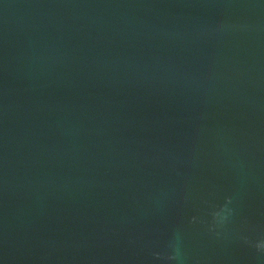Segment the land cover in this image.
I'll return each mask as SVG.
<instances>
[{
  "label": "water",
  "instance_id": "1",
  "mask_svg": "<svg viewBox=\"0 0 264 264\" xmlns=\"http://www.w3.org/2000/svg\"><path fill=\"white\" fill-rule=\"evenodd\" d=\"M264 0H0V264H264Z\"/></svg>",
  "mask_w": 264,
  "mask_h": 264
},
{
  "label": "clouds",
  "instance_id": "2",
  "mask_svg": "<svg viewBox=\"0 0 264 264\" xmlns=\"http://www.w3.org/2000/svg\"><path fill=\"white\" fill-rule=\"evenodd\" d=\"M260 247L264 248V245H260Z\"/></svg>",
  "mask_w": 264,
  "mask_h": 264
}]
</instances>
